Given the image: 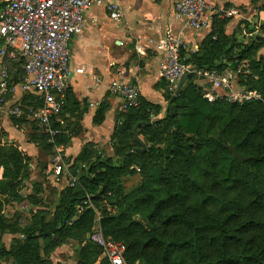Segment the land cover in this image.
Returning <instances> with one entry per match:
<instances>
[{
    "label": "trees",
    "instance_id": "trees-1",
    "mask_svg": "<svg viewBox=\"0 0 264 264\" xmlns=\"http://www.w3.org/2000/svg\"><path fill=\"white\" fill-rule=\"evenodd\" d=\"M220 23L217 28L213 24L200 53L185 60L186 65L198 69H224L234 61H249L254 73L256 67L264 66L263 57L259 61L251 57L264 40L262 42L260 38L258 46L237 43L235 34L232 37L225 35L222 27L225 21ZM237 48L243 51L236 54ZM257 74L259 78L251 81L254 85L248 88L258 91L260 102L243 105L225 100L209 102L190 77L177 97L166 94L170 104L163 118L152 120V114L158 116L160 108L142 99L139 107L125 110L115 137L124 148L123 153H119L122 157L119 164L97 155L87 160L91 151L83 149L79 161H85L88 167L82 172L81 191H66L69 194L60 213L52 219L41 216L23 230L25 239L17 243V257L24 256L25 262L43 264L40 240L62 242L71 239L80 245L78 264H96L103 250L86 237L92 231L97 213L95 209L79 213L78 207L88 199L95 205L105 199L110 202L114 193L122 199L120 208L125 210L115 216L103 217L101 227L103 235L114 241L131 238L125 254V260L131 264L135 261V251L144 264H264V70ZM31 98L25 99L24 103L33 105ZM69 102L70 91L67 104L58 116L59 121L52 123L54 130L62 132L53 138L57 146L69 141L60 124ZM219 105L224 114H221V133L216 139L209 134V124L213 120L212 114L220 112ZM17 120L30 122L25 118ZM30 123L36 124L31 141L51 151L54 144L48 142L50 136L43 133L36 122ZM2 136L0 129V139ZM228 146L252 159L245 163L235 160ZM219 154L221 162L229 168L227 174L218 166ZM30 161L27 153L16 144H0V166L4 168V178L0 181V232L7 226L3 214L5 204L28 178ZM149 163L153 168L148 166ZM138 166L143 172L146 170L149 181L166 185L164 195L142 194L135 189L133 199L125 200L120 177L136 174L133 167ZM156 167L160 168L159 173L155 172ZM166 171H171L175 178H169ZM236 171L243 175L233 177L231 173ZM200 191L206 197L204 201L193 199ZM130 205L137 210L149 209L145 217L150 222L157 220L159 225L151 230L145 228L132 218ZM212 206L216 208L211 209ZM175 222L190 230L173 228ZM160 226L164 227L162 232H159ZM168 231L172 237L170 243L166 241ZM7 255L8 252L0 247V257ZM100 264L110 263L104 259Z\"/></svg>",
    "mask_w": 264,
    "mask_h": 264
},
{
    "label": "crops",
    "instance_id": "crops-1",
    "mask_svg": "<svg viewBox=\"0 0 264 264\" xmlns=\"http://www.w3.org/2000/svg\"><path fill=\"white\" fill-rule=\"evenodd\" d=\"M179 1L181 0H102L86 14L82 33L76 36L70 45L71 66L73 69H83V73H77L72 78L69 108L65 116L60 119L69 141L66 145L57 146L53 139L55 136L50 137L54 147L51 151H47V154L52 152L54 154L55 150L58 156L56 159L64 158L66 163H62L64 174L60 176L55 174L57 165L52 161L41 168L42 163L38 156L42 147L31 141L33 131L31 133L28 128V125H32L30 123L32 121L21 123L8 114V109L17 104L26 105L24 100L31 98V95L24 94L20 83L16 81L13 94L7 97L4 106L0 108V129L3 131L0 144L3 146L16 144L27 153L31 161L28 178L22 181L17 194L5 204L3 214L7 226L3 232H0V247L5 249L8 255L0 257V263L25 262L24 256L19 259L16 255L17 243L25 239L22 231L20 236H14L15 224L19 223L17 219L38 212L36 202H45L46 197L44 199L43 194L46 183L51 184L50 188L59 196L58 198L55 196L54 200L61 201L65 196L64 184L67 175L73 179L75 176L73 177L71 171L79 173L85 168V161H79L83 149L89 148L91 151L87 160H92L94 155L106 158L101 151L106 145L111 146L115 156H118L117 152L123 153L124 148L115 137L121 124V114L128 109H124L121 97L110 91L111 85L119 80L136 85L142 100L160 108V114L156 116L153 113L152 120L165 116L170 104L166 94H171L161 76L163 56L155 50L156 44L165 31L172 28L184 45V59L189 60L200 53L201 45L213 30V24L215 23L216 28L221 24V19L215 18L211 28L196 31L189 27L185 20L176 16L175 6ZM214 1L221 2L228 10H235L238 13L234 17H229L228 21L225 20L222 26L226 36L232 37L235 34L237 43L247 42L244 37L248 35L249 28L252 30L248 22L254 21L257 26H264V11H261L264 0ZM7 3L8 0H0V10ZM111 4L117 5L123 11L122 22L113 21L109 17L108 7ZM245 10L249 11L248 17L244 16ZM260 36L263 38V35ZM41 170L43 174L40 177L43 178L36 180L35 176L38 172H42ZM3 178L4 168L0 166V181ZM13 207L18 215H10V209L12 210ZM41 207H43L42 212L46 213L42 216H46L47 219L55 217L56 211L53 207L48 208L44 205ZM30 218H32L30 221H25L24 227L21 220L19 225L22 230L32 224L34 219ZM95 226L94 221L92 231ZM101 256L96 264L102 262Z\"/></svg>",
    "mask_w": 264,
    "mask_h": 264
},
{
    "label": "built area",
    "instance_id": "built-area-1",
    "mask_svg": "<svg viewBox=\"0 0 264 264\" xmlns=\"http://www.w3.org/2000/svg\"><path fill=\"white\" fill-rule=\"evenodd\" d=\"M102 0H8L0 10V108L12 95L18 81L25 95L33 97V105L17 104L8 109L16 119L36 122L43 133L54 137L60 134L52 128L53 121L63 112L75 74L83 69L71 66L72 40L80 35L85 16ZM214 0H181L175 6L176 16L186 21L196 31L211 28L214 19L234 17L235 10L225 9ZM109 17L116 22L124 19L123 11L114 4L108 7ZM162 54L161 76L167 83L171 96L176 97L185 75L202 90L203 98L209 102L226 100L231 104L243 105L260 102L256 90L235 89L238 77L245 72L238 69H198L185 64L184 45L168 28L155 46ZM110 91L122 99L124 109L137 108L141 95L136 85L119 80L111 85ZM55 174H64L63 165L55 167ZM73 185L77 179L73 178ZM94 209L91 199L78 207L82 213ZM89 241L103 250L101 259L110 264H127V248L112 239H107L100 225L94 227Z\"/></svg>",
    "mask_w": 264,
    "mask_h": 264
},
{
    "label": "rangeland",
    "instance_id": "rangeland-1",
    "mask_svg": "<svg viewBox=\"0 0 264 264\" xmlns=\"http://www.w3.org/2000/svg\"><path fill=\"white\" fill-rule=\"evenodd\" d=\"M256 7H258V6H256ZM225 9H227V8H225ZM256 10H257V8H256ZM239 15H240V13H239ZM248 15H249V11L245 10L244 16L248 17ZM228 19L229 18L224 16V17H222L221 20L222 21H225V20L228 21ZM241 21L242 20L240 18V22ZM248 24L250 25L249 27H251L252 30H250V28L248 29V31H249V32L247 31L248 35L244 37L245 42L247 41L245 44H247V46H248V45H252L254 43L255 46H258L257 42L259 41V39L261 37L260 35H263V38L261 37L262 42L264 40V34H262V33H264V26H261V25L257 26L256 22H254V21L251 23L248 22ZM253 30H255V31L252 32ZM241 47H243V46H241ZM236 50H237L236 54L240 51L241 52L243 51L242 48H239V49L237 48ZM252 53H251V55H252L251 57L254 58V61H259L261 59V57L264 58V43L260 44L258 46V48H256L255 51H253ZM238 67H243L245 72L242 74L243 76L238 77V80H237V83L235 86V89H237V90H241L243 88L250 87L251 84H253L254 81H257V79L259 78L257 73H259L261 70H264V66L262 65L261 67L260 66L256 67L257 72L254 73V67H253V65H251V63L249 61L248 62H241V63L239 61H234L233 63H231V66H230L231 69H238ZM251 81H253V82H251ZM219 106L221 108L220 112L212 114L213 120L209 124V134H210V136H212L216 139L219 138L220 133H221V128H220L221 119H222L221 114H224V110L222 109V106L221 105H219ZM235 110H236V112H238L239 107L236 106ZM245 112H248V111L246 110ZM35 125H33V124L28 125V128L30 129L31 133H32ZM48 142L53 143V141L51 142V139ZM145 144L148 145L149 143L145 141ZM101 149H102L101 151H103V154L105 155L104 157L111 158L110 160H112L115 164H117V165L119 164L120 159L122 158L121 155L119 154V152H117V155L118 154L119 155L115 156L114 151L112 150L111 146L107 147V145ZM218 156H219L218 160H217L218 166L224 168V171L227 174L229 172V168H228L227 164H223V162H221L222 158H221L220 154ZM38 157L42 163L41 168H43L45 165H47V163H49L51 161L53 162V164L56 163V165H59L57 163H60V165L62 163L66 164L63 157H61L62 159H56L58 156L56 155L55 150H54V154H53V152L51 154H47V151L42 148L40 150V154ZM227 157L230 158V154L227 153ZM153 163H154V161H153ZM83 164H85V163H83ZM148 166L153 168V165H151L150 163L148 164ZM84 167L85 168L88 167L87 164H85ZM133 169H135L136 174H134V175L129 174V175H124V176L120 177L121 178V186H122V189L124 191V194L126 195V198H125L126 201H130L133 199V196H134L133 191L135 189L139 190L142 194L148 193L149 195H161L162 196L166 193V191H167L166 185L163 183H160L159 181H149V179H147L148 177H146L147 176L146 170L143 172L142 168H140L139 166L133 167ZM159 171H161L160 168L156 167L155 172L159 173ZM82 172L83 171H79V173H77L75 171L74 172L71 171L73 177L75 176V178L77 179V184L75 186L73 185L72 177H69L67 175L68 181L66 180V182L64 184V186L66 187V189L64 191L65 196L61 198V201L59 200L56 202V200H54L55 196H56V198H58L59 196L55 195V192L53 191V189L50 188L51 184L46 183L45 192L43 194V198L45 199V197H46L45 202H41V203L36 202V206L38 209L37 213H34L31 211L32 212V214L30 213L31 216L24 217L23 219L20 216L17 219V222H19V223L15 224L16 230L14 232V236H20L21 231L23 232L22 228L19 225L21 220H22V226L24 227L26 224L25 221L27 222V221H30L32 219L30 217H33V219L36 220L39 217H41L42 215L46 214V213L42 212L43 207H41V206L44 205V206H47L48 208L53 207L54 210L56 211L55 215L60 213L63 201H65V199L68 197V194H69V193H66V191L67 192L72 191L74 193L81 191L82 185H81L80 181H81V177H82ZM42 174H43V171L40 173L38 172L35 176V179L39 180L41 178L40 176H42ZM166 175H168L169 178L170 177L175 178L174 174L171 171H166ZM231 175L235 178H238L239 176H242L243 174L241 171H238V172L236 171V172H232ZM201 181H203V179H201ZM145 183H146V185H145ZM143 184H144V187H143ZM37 190H39V189H37ZM205 198L206 197L202 194L201 191L197 192L195 195H193V199H195L196 201L198 199H200L201 201H204ZM121 200H122L121 198H117V196L113 193V199L110 202L107 199H105L97 205H95L93 203V207L97 213L95 220H94L95 224H97V226L100 225V227H101V221H102L103 217L115 216L118 213H120V211L125 210L124 207L120 208L121 207V205H120ZM125 200H124V202H126ZM190 201H192V199ZM116 204H118V205H116ZM212 208L215 209L216 207L212 206L211 209ZM49 211H51V210H49ZM148 212H149V209H147V210L138 209L137 210V209H135V207L133 205H130V207H129V213L131 214L132 218L135 219L136 221H139L140 223H142L145 228L151 230L156 225L158 226L159 222L157 220H155V222H150L145 217V215ZM14 214L18 215L19 213H16V210L13 207L12 210L10 209V215H14ZM160 220H162V219H160ZM160 222L162 223V221H160ZM172 225H176V222L172 223ZM184 227H186V226H184V225H180V226L178 225L177 226L176 225L173 228H177L179 230H182V229H184ZM101 229H102V227H101ZM163 229H164V227L160 226L159 232H162ZM184 230L188 231V230H190V228L187 230V227H186ZM102 232H103V229H102ZM90 234H88L86 237L87 241H88V236H90ZM169 234H170V231H168L166 234V241L168 243H170V241H172V237ZM135 237H137V236L135 235ZM107 239H111V238H107ZM114 242L122 244L125 247H127L131 242V238L121 239L120 241H114ZM39 247H40V254H41L43 264H78V262H79L80 245L75 240L66 239V240H62V242H61V240H58V239L57 240L42 239L39 241ZM133 257H134L135 261L132 264H144V261L139 257V254L136 251H135V253H133ZM125 261L127 264H131V263H129L128 259H126ZM24 263L25 264H33L31 261L24 262Z\"/></svg>",
    "mask_w": 264,
    "mask_h": 264
},
{
    "label": "water",
    "instance_id": "water-1",
    "mask_svg": "<svg viewBox=\"0 0 264 264\" xmlns=\"http://www.w3.org/2000/svg\"><path fill=\"white\" fill-rule=\"evenodd\" d=\"M187 78H188V75H185L184 78L182 79V81H181V83L179 85L178 91L176 93V97L180 94L183 85L187 81ZM227 148L232 153L234 159L237 160V161H239V162H241V163L248 162V161H250L252 159L251 157H245V156L239 154L238 151H237V149L235 147L228 146ZM89 239H90V237L88 236V240Z\"/></svg>",
    "mask_w": 264,
    "mask_h": 264
}]
</instances>
